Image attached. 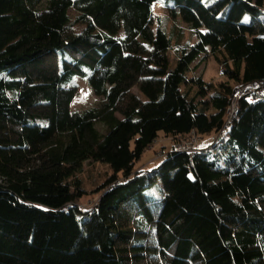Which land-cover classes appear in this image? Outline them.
<instances>
[{
    "label": "trees",
    "instance_id": "obj_1",
    "mask_svg": "<svg viewBox=\"0 0 264 264\" xmlns=\"http://www.w3.org/2000/svg\"><path fill=\"white\" fill-rule=\"evenodd\" d=\"M209 56L235 88L190 76ZM76 77L96 108L70 111ZM250 83L264 87V0H0V264H264V96L225 128ZM159 134L198 141L137 170ZM87 161L112 171L90 207Z\"/></svg>",
    "mask_w": 264,
    "mask_h": 264
},
{
    "label": "rangeland",
    "instance_id": "obj_2",
    "mask_svg": "<svg viewBox=\"0 0 264 264\" xmlns=\"http://www.w3.org/2000/svg\"><path fill=\"white\" fill-rule=\"evenodd\" d=\"M153 9L160 18H166L167 14L164 12L161 5L156 3L153 5ZM68 14L71 18H73L76 13L73 9H70ZM172 27H176L178 28L177 30L182 31V35L180 36L179 40L180 46L186 43H195L196 38L193 37L192 32L183 23L179 22L178 20L168 19L166 23V30L168 33L171 32ZM170 54L171 57H173V52ZM199 72L202 73V80L205 83L212 84L216 86V88H220L221 84H228L230 87H236L232 81H229L228 78L222 74V69L210 56L198 69V71L190 73V76H194ZM73 84L76 93L69 107L71 112L86 111L96 108L100 104L101 98L94 95L85 80L76 77L73 81ZM132 91L135 94H138L136 88H134ZM96 127L100 132L104 130V128L99 124ZM190 137L191 135L181 138L178 137L177 140H173L170 136L165 137L163 134H159L154 144H152L150 148L143 153L141 159L136 163V169L138 170L144 168L145 170H149L159 165L164 159V157H161L162 152L168 151L172 146L176 148L179 142L183 143L188 142V140L190 141ZM215 138L216 137L213 133L200 136L198 148L205 149L209 147L214 142ZM111 175L112 171L108 166L90 161L85 162L82 166L81 173L78 175L85 193L79 203L84 207L92 206L100 197L101 191H98L104 186V183L110 178ZM161 190L162 189L160 185L157 184L148 189L147 193L152 197V199L160 200Z\"/></svg>",
    "mask_w": 264,
    "mask_h": 264
},
{
    "label": "built area",
    "instance_id": "obj_3",
    "mask_svg": "<svg viewBox=\"0 0 264 264\" xmlns=\"http://www.w3.org/2000/svg\"><path fill=\"white\" fill-rule=\"evenodd\" d=\"M250 95L251 96L254 95L255 97L261 98L262 96H264V87H259L256 83H250L245 86H242L239 89H236L233 92L230 108L228 109L227 114H226L227 119H226L225 128L228 127V123L235 116V111H236L239 99L242 96H250ZM197 141H198L197 137L194 134H191L190 141L188 140V142H183V143L179 142L176 149L180 151H185V152H192L196 147Z\"/></svg>",
    "mask_w": 264,
    "mask_h": 264
},
{
    "label": "clouds",
    "instance_id": "obj_4",
    "mask_svg": "<svg viewBox=\"0 0 264 264\" xmlns=\"http://www.w3.org/2000/svg\"><path fill=\"white\" fill-rule=\"evenodd\" d=\"M160 5V4H159Z\"/></svg>",
    "mask_w": 264,
    "mask_h": 264
}]
</instances>
